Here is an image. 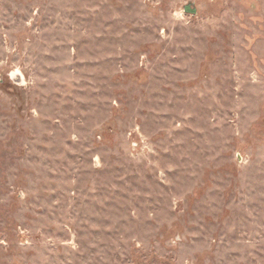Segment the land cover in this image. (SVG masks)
Wrapping results in <instances>:
<instances>
[{
    "label": "rangeland",
    "instance_id": "obj_1",
    "mask_svg": "<svg viewBox=\"0 0 264 264\" xmlns=\"http://www.w3.org/2000/svg\"><path fill=\"white\" fill-rule=\"evenodd\" d=\"M0 264H264V0H0Z\"/></svg>",
    "mask_w": 264,
    "mask_h": 264
},
{
    "label": "water",
    "instance_id": "obj_2",
    "mask_svg": "<svg viewBox=\"0 0 264 264\" xmlns=\"http://www.w3.org/2000/svg\"><path fill=\"white\" fill-rule=\"evenodd\" d=\"M185 11H187V12H190V11L195 12V9H193L191 7V4H187V5H185Z\"/></svg>",
    "mask_w": 264,
    "mask_h": 264
}]
</instances>
